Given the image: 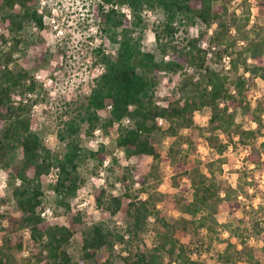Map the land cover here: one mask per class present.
<instances>
[{"label": "trees", "instance_id": "16d2710c", "mask_svg": "<svg viewBox=\"0 0 264 264\" xmlns=\"http://www.w3.org/2000/svg\"><path fill=\"white\" fill-rule=\"evenodd\" d=\"M229 1L97 0L95 14L104 37L93 48V53L102 70L93 78L85 99L75 107L76 113L62 120L63 125L56 135L62 140L63 148L55 151L32 128L29 107L23 100L26 94L34 93L37 82L26 68L9 66L20 40L15 32L26 22L40 28L44 26L39 0H0V25L4 31L11 32L13 38V43L0 54V167L7 171L6 181L15 203V210L5 215L8 223L0 241V264H11L15 252L24 244L37 246V250L26 257L25 264H116L113 247L117 241L136 243L135 250L126 249L127 254L122 256L131 264H204L192 258L191 248L175 235L176 229H186L189 225L195 229L205 228L210 242L220 224L217 213L239 208L238 192L246 190L247 183H255V179L248 181L239 175L235 186L221 188L213 165L217 161L220 168L222 157L207 161L210 175L195 169L190 177V197L174 195L175 204L186 215L173 220H168L158 206L159 201L167 206V193L159 192L157 183L151 189L146 186L149 173L139 176L140 186L136 189L126 165L118 174L124 184L122 195L107 193L104 187L94 189L96 205L111 215L120 210L122 198H127V221L123 230L110 227L103 220L83 230L79 211L69 212L68 224L49 222L38 208L42 202V183L51 169L55 179L50 185L59 196L58 201L70 211L67 197L75 194L84 182L79 166L88 156L103 160V143L95 150L82 146L83 124L85 133L91 135L98 127L107 131L117 123L116 145L122 148L124 155L137 160L146 156L170 160L172 184L177 186L179 178L189 172L187 159L181 154L183 138L179 128L192 124L193 112L207 106L210 109L208 139L218 153L222 154L226 142L217 130L230 138L236 135L238 141L249 144L247 159L262 168L263 106L256 104L251 109L247 84L255 77L264 80V23H250L249 11L230 10ZM122 5L128 6L129 13L121 9ZM154 7L163 12L160 28L155 31L158 53L144 48L141 42L147 25L144 11ZM260 10L264 13V7ZM198 22L203 23L206 30H199L194 36L185 35L183 45H176L178 30ZM213 23L209 43L214 45L213 55L218 59L224 53L229 55V71L211 65L207 49L200 43ZM109 43L115 44L114 51H106L105 45ZM185 67H193L196 73L182 78L177 96L158 101L155 90L159 73ZM16 93L20 99H14ZM107 105H110L109 114L103 117ZM237 107L256 122V127L243 128L236 121ZM126 115L130 122L121 123ZM159 117L165 119V127L159 124ZM160 129L170 137L163 152L152 141V134ZM259 134L263 138L255 145L251 139ZM16 149L21 158L11 163L10 157ZM112 160L117 161L116 157ZM141 193L146 195L142 197ZM150 217H153V226H150ZM260 222L258 217L252 220L256 233L262 230ZM221 224L229 233L223 250L217 253L218 261L236 264L244 259L264 264V239L259 247H253L238 226L229 221ZM25 228L28 235L23 233ZM78 228H82L81 255L75 259L68 244ZM145 232L152 233L150 242L145 239Z\"/></svg>", "mask_w": 264, "mask_h": 264}, {"label": "rangeland", "instance_id": "374dc122", "mask_svg": "<svg viewBox=\"0 0 264 264\" xmlns=\"http://www.w3.org/2000/svg\"><path fill=\"white\" fill-rule=\"evenodd\" d=\"M96 1L39 0L38 8L43 12L44 26L40 28L33 22H26L22 29L15 32L20 40L12 52L9 66L26 68L37 82L34 93L26 94L23 100L29 107L32 128L39 133L43 142L55 151H61L63 148L62 140L56 135L58 128L63 125L62 120L76 113L75 107L85 99L93 78L102 70V65L97 62L93 53V48L104 37V32L99 26L98 15L95 14ZM228 5L230 10L235 9L236 12L249 11L250 23H264V13L260 10V7H264V0H230ZM144 15L147 25L143 30L142 45L144 48L158 53L155 31L160 28L163 12L161 8L154 7L145 10ZM213 27H215V23L204 33L200 43L207 49L211 65L229 71L230 66H225L226 62L223 58L218 59L213 55L214 45L209 43ZM199 30H206L203 23L198 22L187 28H182L178 30L174 42L181 46L184 43L185 35H197ZM231 31L235 33L233 28ZM12 43V33L4 31V27L0 25V54ZM114 45L112 43L105 45L106 51H112ZM250 61L252 60L250 59ZM194 73L196 71L193 67H185L177 71H161L155 90L158 101H164L171 95L177 96L182 78ZM231 75L233 76V74ZM247 85V100L250 107L252 109L256 104H261L263 106L261 116L264 119V80L255 77L250 79ZM14 99H20L17 93L14 94ZM108 109L106 107L102 112L103 117L109 114ZM209 115V107L204 106L197 109L193 112L194 122L179 128L183 138L181 154L187 159L189 172L179 178L177 186L172 184L173 170L170 160L153 159L151 156L137 160L124 155L122 148L116 145L117 123L107 131L98 127V130L95 129L91 135L85 133L86 125L83 124L80 132L82 146L95 150L100 143H103L105 145L103 160L100 162L88 156L79 166L84 182L79 185L75 194L67 197L70 211L58 201L59 196L50 185L52 180H49L46 175V179L42 183V202L38 209H41L43 205H48L51 208V213H46L44 216V219L49 222L68 224L69 212L79 211L83 220V230L91 223L100 220L110 227L123 230L127 221L125 214L127 198H122L120 210L111 215L96 205L94 189L104 187L107 193L122 195L124 184L118 174L122 170V166L126 165L136 189L140 186L139 176L149 173L146 186L151 189L157 183L155 186L158 191L167 193L165 196L168 201L167 206H164L161 201L158 202V206L168 220H173L180 215H186L181 211L179 205L175 204L174 195L190 197V177L195 169L210 175L207 161L222 157L224 161L220 168L217 161L213 165L214 174L221 188L227 185L235 186L239 175L248 181L255 179V183H247L246 190L238 192L239 208L217 213L220 224L217 226V233L215 232L210 242H208L205 228L195 229L192 225L186 229L177 228L175 235L191 248L192 258L204 264H227L217 259V253L223 250L224 240L229 233L221 224L225 221L238 226L249 245L259 247L264 239V165L261 168L247 159L249 144L238 141L236 135L230 138L219 130L217 133L226 142V146L222 154L218 153L216 146L208 139L210 133L208 129ZM235 118L243 128L256 127V122L251 120L239 107L236 109ZM161 125L162 127L166 126L165 119ZM262 138L263 136L259 134L251 140L257 145ZM152 141L163 152L168 147L170 137L163 129H160L152 134ZM112 157H116L117 161L112 160ZM20 158L21 153L19 149H16L10 157V161L15 163ZM262 161H264V151H262ZM6 176V169L0 167V241L1 236L7 232L8 222L5 215L15 210L11 187L6 181ZM145 195V193H141L142 197ZM254 217L261 220L262 230L260 233H256L252 226ZM149 221L150 226H153V217H150ZM81 229L76 230L68 244V250L75 259L81 255ZM23 233L28 235L27 228L23 229ZM151 234V232H145L144 237L147 242L152 240ZM237 242L239 241L237 240ZM116 243L117 246L113 247L116 264H131L122 256L127 254L126 249L135 250L136 243L127 244L122 241ZM36 250L37 246L33 244H24L21 250L15 252L11 264H25L26 257L32 255ZM236 264L257 263L241 259Z\"/></svg>", "mask_w": 264, "mask_h": 264}, {"label": "built area", "instance_id": "2783aa9c", "mask_svg": "<svg viewBox=\"0 0 264 264\" xmlns=\"http://www.w3.org/2000/svg\"><path fill=\"white\" fill-rule=\"evenodd\" d=\"M121 9L122 10H124L126 13H129V8H128V6H126V5H122L121 6ZM112 51H114L113 49H112ZM222 58H223V60L226 62V64H225V66L226 67H229L230 66V64H229V55H227V54H225V55H223L222 56ZM110 107V105H107V108H109ZM163 117H159L158 118V121H159V124H161L162 122H163ZM130 117L129 116H123L122 118H121V120H120V122L121 123H124V124H127V123H129L130 122ZM98 129L96 128V131H97ZM47 176H48V179L49 180H54L55 179V172H54V170L53 169H51L49 172H48V174H47ZM39 211H40V214L44 217V216H46V213L47 214H50L51 213V208L47 205H43L42 206V208L41 209H39ZM114 246H117V243H115L114 244Z\"/></svg>", "mask_w": 264, "mask_h": 264}]
</instances>
